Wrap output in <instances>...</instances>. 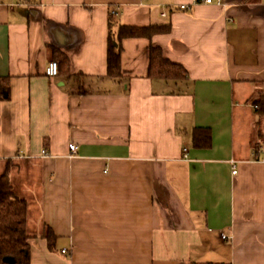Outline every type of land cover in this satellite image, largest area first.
Masks as SVG:
<instances>
[{
    "label": "crops",
    "instance_id": "obj_1",
    "mask_svg": "<svg viewBox=\"0 0 264 264\" xmlns=\"http://www.w3.org/2000/svg\"><path fill=\"white\" fill-rule=\"evenodd\" d=\"M187 2L0 0V174L28 201L31 264H264V142L254 152L247 102L264 81V0ZM111 11L172 24L123 40L120 78L107 71ZM151 45L188 76L151 77Z\"/></svg>",
    "mask_w": 264,
    "mask_h": 264
},
{
    "label": "trees",
    "instance_id": "obj_2",
    "mask_svg": "<svg viewBox=\"0 0 264 264\" xmlns=\"http://www.w3.org/2000/svg\"><path fill=\"white\" fill-rule=\"evenodd\" d=\"M172 29L171 23H154L150 25H130L120 22L116 11H111L108 19V75L120 78L124 74L122 68V45L127 37H152L166 33ZM52 57L57 61L58 72L67 76H75L71 71V57L59 47H52ZM151 77L183 79L188 76L184 65L167 58L160 45H151L150 67ZM260 83H264L261 81ZM6 77H0V98L8 92ZM247 102L253 105L259 116L258 134L260 141L255 150L264 142V90H258ZM193 143L196 146H208L212 142V131L208 128H195L192 133ZM263 140V141H262ZM256 155V153H255ZM29 204L24 198L16 195L8 172L0 174V264H31L32 247L28 231ZM49 240L55 237L51 229L45 234ZM202 264H231L227 261L204 262Z\"/></svg>",
    "mask_w": 264,
    "mask_h": 264
},
{
    "label": "built area",
    "instance_id": "obj_3",
    "mask_svg": "<svg viewBox=\"0 0 264 264\" xmlns=\"http://www.w3.org/2000/svg\"><path fill=\"white\" fill-rule=\"evenodd\" d=\"M223 2H224V0H190V2L181 3L177 7L181 8V9L188 10V9L192 8V6L194 4H198V3H206V4H209V3H219V4H221ZM162 14L164 16H167L168 15V11L167 10H164ZM185 148H184V151H185ZM70 149H71V152L72 153H76L78 151V145L75 144V143H71L70 144ZM43 152H45V150H43ZM185 156H187V153L185 154ZM222 237L224 239H227L228 238V236L224 232L222 233ZM63 252H66V249H63Z\"/></svg>",
    "mask_w": 264,
    "mask_h": 264
},
{
    "label": "rangeland",
    "instance_id": "obj_4",
    "mask_svg": "<svg viewBox=\"0 0 264 264\" xmlns=\"http://www.w3.org/2000/svg\"><path fill=\"white\" fill-rule=\"evenodd\" d=\"M258 90H264V83H259V89ZM263 141V140H262ZM71 144V143H70ZM187 153V147L185 148V152H184V157H186L185 156V154ZM28 231H29V229H28ZM29 234H30V232H29ZM31 235V234H30ZM223 238V237H222ZM224 239V238H223Z\"/></svg>",
    "mask_w": 264,
    "mask_h": 264
}]
</instances>
